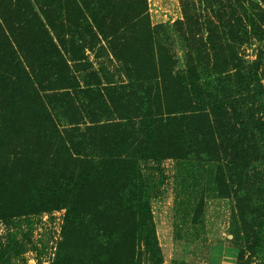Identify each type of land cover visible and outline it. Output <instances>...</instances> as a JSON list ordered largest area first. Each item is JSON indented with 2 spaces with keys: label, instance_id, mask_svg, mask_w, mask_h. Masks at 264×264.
<instances>
[{
  "label": "rangeland",
  "instance_id": "rangeland-1",
  "mask_svg": "<svg viewBox=\"0 0 264 264\" xmlns=\"http://www.w3.org/2000/svg\"><path fill=\"white\" fill-rule=\"evenodd\" d=\"M144 2L161 44L153 56L163 67L133 69L110 49L85 45V57L67 54L70 68L61 65L52 86L35 84L39 90H26L23 99L10 77L0 75L6 76L0 92V264H91L93 251L97 264H264V240L261 248L257 233L264 198L249 188L242 198L223 193L229 190L231 156L220 140L212 153L216 136L241 134L246 143L253 132L252 142L263 136L258 128L264 123V0ZM42 20L47 22L46 15ZM259 54L263 66L252 76ZM181 81L184 94L176 85ZM199 93L203 101L196 99ZM38 97L43 103L37 106L32 100ZM203 112L211 116L190 118ZM145 113L158 123L167 119L159 123L166 134L159 144L177 157L139 160L143 182L137 198L149 202L151 223L129 225L125 247H100L105 215L86 209V193L74 187L76 176L87 160L126 155L131 138L145 132ZM221 122L229 124L223 129ZM103 124L118 125L96 129ZM208 128L214 133L208 135ZM201 130L206 137L196 142ZM252 165L241 177L258 185L263 165ZM56 189L69 193L63 195L67 206L57 207ZM78 200L85 201L82 208ZM108 254L113 259L103 261Z\"/></svg>",
  "mask_w": 264,
  "mask_h": 264
},
{
  "label": "trees",
  "instance_id": "trees-1",
  "mask_svg": "<svg viewBox=\"0 0 264 264\" xmlns=\"http://www.w3.org/2000/svg\"><path fill=\"white\" fill-rule=\"evenodd\" d=\"M142 4H145L144 0H0V75L6 74L10 77L13 84L11 86L13 89H19L18 93L22 94L23 99L29 94L26 90H39L35 84L52 86L53 81L59 78V76L52 78V74L59 73L61 65H65L67 69L70 68L67 54L72 55L73 60H77L79 54L85 57L84 53H80V48L85 45H89L90 49H94L96 45H100L105 50L110 49L114 56L122 59L126 66L134 67L133 69L152 68L153 66L161 68L162 65L157 63L153 56L154 53L160 52L161 44L156 41L155 32L150 22L147 21L146 9L142 7ZM38 11L43 14L42 17ZM45 15L47 22L43 23L42 19H45ZM128 33L129 35H127ZM262 60L263 56L259 54L251 64L252 76L257 74L263 66ZM190 77L195 82L197 75L194 73ZM5 79L6 76L0 78V92L1 84ZM72 84L71 82L69 86L71 87ZM78 85V81H74L73 86L77 87ZM176 85L181 87L183 94L187 92L186 88L182 87L185 85L182 81L177 82ZM167 87L169 90L170 86L167 85ZM175 89L176 87L173 88L172 95ZM197 91L198 89H194L192 93ZM36 94L38 95V93ZM201 95L199 93L196 99L201 98L200 101H203ZM147 100L154 99L148 98ZM156 100L159 102L158 97ZM32 102L34 104L36 102L38 106L42 105L43 100L38 97ZM262 108H264V104H262ZM208 115H210L209 112L208 114L203 112L190 116V118H203ZM153 116L145 113L142 122L145 132L139 137L140 139L131 138V143H129L130 139L126 138L130 147L125 148L124 152H127L126 155L124 154L125 156L118 154V158L112 157L113 160H109L110 157H108L99 162L87 160L84 172L82 171L80 175L76 176L74 187L79 190V193L83 191L86 193V209L98 210L97 212H102L105 215L107 225H104L103 234L106 235V241H102L100 247H109V249L125 247L132 235L129 225L133 224L134 229L135 226L145 227L151 223L152 211L149 202L137 198L140 197L138 190L143 182L139 172V160L142 158L177 157L173 150H169L168 153L162 152L159 144L166 139V134L160 128V124L167 119H161L159 124ZM17 119L18 117L14 121L16 122ZM259 123V133L263 136L258 141L252 142L256 137L254 132L253 138H248L247 143V139L241 137V134L237 138L232 137L228 140L223 136L220 139L217 136L213 138L216 141H214L215 150H212V153L218 151L219 147L216 143L217 140H220L219 146H226L231 156L227 162L229 180L227 189L229 190L223 192L227 195L233 194L236 198H242L245 189L249 188L253 191L255 198H264L263 171L259 172L258 179L261 183L258 185L251 183L247 176L241 177L246 173L249 175V170L254 162L263 165L264 170V123L262 121ZM227 124L229 122H221L220 126L224 129ZM17 125L18 123L13 124V129H16ZM117 125L103 124L100 127L96 126V129L115 128ZM206 132L208 135L214 133L212 128H208ZM38 134L39 136L34 137L35 144L40 142L42 136L40 133ZM104 137L106 138V136ZM194 137L198 142L199 139L203 140L206 135L201 130ZM110 138L109 136L106 139ZM74 148H76L75 144ZM74 148L72 144L70 149L75 152ZM70 149L69 152H71ZM40 155L43 157V153ZM109 167L114 168L109 169ZM244 179L248 180L249 184H244ZM73 180L74 178L69 181ZM74 187L73 189H75ZM62 190H55L54 197L60 198L58 208H63L68 203L63 195L68 196L69 193H64ZM97 198L103 199L97 200ZM78 203L81 205L75 203V206L82 208L85 201L78 200ZM3 213L6 214L4 208ZM89 216L92 217L91 214ZM111 220L113 221L111 222ZM258 229L259 245L262 248L264 215ZM134 244H136V240ZM157 250L160 251L159 247ZM96 253L97 251H93L92 257H88V262L91 261V264H97L98 258L94 257ZM112 256V254H108L101 259L103 261L113 259ZM159 256L162 258V254L159 253Z\"/></svg>",
  "mask_w": 264,
  "mask_h": 264
}]
</instances>
